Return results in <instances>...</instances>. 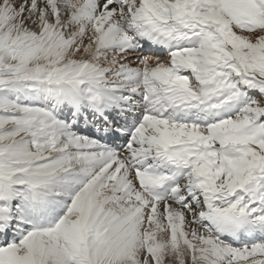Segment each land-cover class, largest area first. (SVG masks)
<instances>
[{
    "label": "snow or ice",
    "instance_id": "obj_1",
    "mask_svg": "<svg viewBox=\"0 0 264 264\" xmlns=\"http://www.w3.org/2000/svg\"><path fill=\"white\" fill-rule=\"evenodd\" d=\"M0 264H264V0H0Z\"/></svg>",
    "mask_w": 264,
    "mask_h": 264
}]
</instances>
